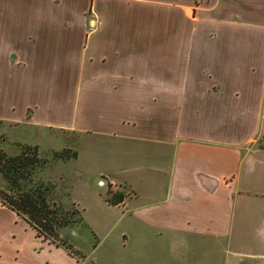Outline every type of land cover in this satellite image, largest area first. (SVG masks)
Returning a JSON list of instances; mask_svg holds the SVG:
<instances>
[{
    "label": "crops",
    "instance_id": "crops-1",
    "mask_svg": "<svg viewBox=\"0 0 264 264\" xmlns=\"http://www.w3.org/2000/svg\"><path fill=\"white\" fill-rule=\"evenodd\" d=\"M263 110L264 0H0V120L108 142L94 171L126 195L107 204L180 261L192 241L264 264ZM28 240L13 258L42 262Z\"/></svg>",
    "mask_w": 264,
    "mask_h": 264
},
{
    "label": "rangeland",
    "instance_id": "rangeland-1",
    "mask_svg": "<svg viewBox=\"0 0 264 264\" xmlns=\"http://www.w3.org/2000/svg\"><path fill=\"white\" fill-rule=\"evenodd\" d=\"M258 120L264 122V110ZM25 142L37 145L42 159L34 180L55 183V200L66 208L74 203L81 210L83 223L60 228L59 235L82 256L74 255L73 261L66 255L67 250L63 246L60 247L63 251L61 249L56 251L54 244L36 238L34 231L24 220L11 214L12 222L8 212L3 214L0 211V237L5 241L2 243L0 240V264H30L24 257L15 260L12 256L15 250L13 246L22 244V241L24 243L25 235H28L29 239L28 253L39 258V261L42 260L35 264H156L157 261L165 259L163 264H225L227 258L223 249L219 248V251L213 252L206 248L199 254L200 244L196 245L192 241L188 243L184 261L182 258L180 261L177 256L180 247L170 245L166 236L157 240L155 237L154 240V236L151 235H159L158 229L138 221L129 210V205L107 204L109 178L101 176L93 167L112 156L108 142H92L91 139L85 142L83 135L73 132L37 128L28 124L15 126L0 120V148L9 154H16L20 151L19 145ZM124 147L127 149H123L122 152L129 155L142 151L141 145L137 143H127ZM62 149L65 155L70 156L75 150L77 155L67 161L54 159L55 151ZM125 157L130 162L132 156L127 157L123 153L116 156L117 162L122 163L123 168L129 164ZM115 162L110 160L105 166H110L112 170L116 168ZM123 162L127 165L125 166ZM126 171L116 170L111 176L119 181ZM98 179H103L105 184L101 185ZM0 186H5L1 178ZM119 191L126 195V189ZM9 235L16 238L18 235V241L9 244ZM163 235L172 234L164 232ZM18 251L19 249L16 256Z\"/></svg>",
    "mask_w": 264,
    "mask_h": 264
},
{
    "label": "trees",
    "instance_id": "trees-1",
    "mask_svg": "<svg viewBox=\"0 0 264 264\" xmlns=\"http://www.w3.org/2000/svg\"><path fill=\"white\" fill-rule=\"evenodd\" d=\"M19 146L20 151L16 154H9L0 148V178L5 182L4 187L0 186L1 204L24 219L36 238L48 241L56 247L63 246L69 255L81 257L82 255L59 235L60 228L83 223L81 210L74 203L66 208L55 200V183L34 180V175L42 164L38 146L26 143ZM55 152L54 159L63 161L77 155L76 150L70 156L65 155L63 149ZM124 197L123 191L112 190L108 185V204L116 205Z\"/></svg>",
    "mask_w": 264,
    "mask_h": 264
},
{
    "label": "built area",
    "instance_id": "built-area-1",
    "mask_svg": "<svg viewBox=\"0 0 264 264\" xmlns=\"http://www.w3.org/2000/svg\"><path fill=\"white\" fill-rule=\"evenodd\" d=\"M99 183H100L101 185H104V184H105V182H104L103 179H100V180H99Z\"/></svg>",
    "mask_w": 264,
    "mask_h": 264
}]
</instances>
